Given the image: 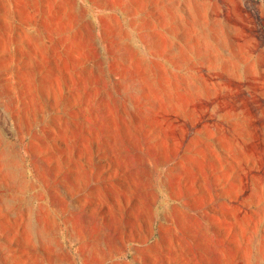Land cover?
<instances>
[{"label": "rangeland", "instance_id": "obj_1", "mask_svg": "<svg viewBox=\"0 0 264 264\" xmlns=\"http://www.w3.org/2000/svg\"><path fill=\"white\" fill-rule=\"evenodd\" d=\"M264 264V0H0V264Z\"/></svg>", "mask_w": 264, "mask_h": 264}, {"label": "bare ground", "instance_id": "obj_2", "mask_svg": "<svg viewBox=\"0 0 264 264\" xmlns=\"http://www.w3.org/2000/svg\"><path fill=\"white\" fill-rule=\"evenodd\" d=\"M102 261V264H105V260L103 259V260H101Z\"/></svg>", "mask_w": 264, "mask_h": 264}]
</instances>
